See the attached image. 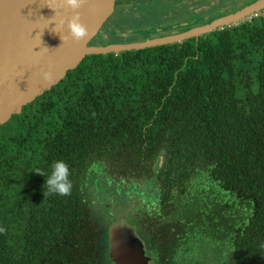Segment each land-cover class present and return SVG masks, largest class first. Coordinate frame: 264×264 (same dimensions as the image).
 I'll return each mask as SVG.
<instances>
[{"label":"trees","instance_id":"obj_1","mask_svg":"<svg viewBox=\"0 0 264 264\" xmlns=\"http://www.w3.org/2000/svg\"><path fill=\"white\" fill-rule=\"evenodd\" d=\"M192 38L90 54L0 126V264H89L95 192L163 254L190 225L264 264V13ZM60 159L71 194L44 198Z\"/></svg>","mask_w":264,"mask_h":264},{"label":"water","instance_id":"obj_2","mask_svg":"<svg viewBox=\"0 0 264 264\" xmlns=\"http://www.w3.org/2000/svg\"><path fill=\"white\" fill-rule=\"evenodd\" d=\"M117 0H85L79 9L88 36L81 42L62 38L67 34L61 19L72 13L61 0H0V126L19 114L24 106L50 90L83 60L94 53H118L124 50L181 42L217 28L236 24L246 16L264 9V0L239 4L232 10L209 17L199 24L174 27V32L146 34L141 41L112 43L108 21L116 12ZM50 7V8H49ZM56 9V13L53 9ZM51 67V79H42L41 70ZM163 155L159 157L160 170ZM109 258L112 264H152L145 254L134 226L117 217L107 228Z\"/></svg>","mask_w":264,"mask_h":264},{"label":"flooded vegetation","instance_id":"obj_3","mask_svg":"<svg viewBox=\"0 0 264 264\" xmlns=\"http://www.w3.org/2000/svg\"><path fill=\"white\" fill-rule=\"evenodd\" d=\"M254 1L256 0H117L116 12L113 15L117 17H115V21L110 23L107 31L109 37L115 43L141 41L147 33L142 34L141 31H151L153 28H160L153 31L152 34H161L164 30L172 33L174 32V27L194 23L201 24L209 17H215L226 9L232 10L239 4H250ZM263 13L264 9L246 16L244 19L250 21L254 16ZM110 20L108 23L111 22ZM159 20L160 23L154 25ZM137 22L144 26H136L133 29L128 27L130 24L135 25ZM205 35L202 34L192 39L196 42L199 38L205 37ZM98 197L99 194L95 192L93 196L95 204L101 203L102 205L99 213L94 210L97 215L99 214L96 225L99 238L97 239V249L94 251L92 258H90L89 264H112L109 258L107 228L115 216L119 217V215L126 218L134 226L144 252L152 264H232L233 262V252L224 241H217L203 229L192 230L190 225L183 226L182 224L178 227L180 229L183 226L181 231L182 233L184 231V235L180 238V243L166 249L163 254L159 241L152 239L150 236L156 229H144L140 223L133 221V218L127 216L130 207H133L135 203L130 202L123 213L117 209L116 211L111 209L112 216H108V208L104 205V202L98 201L100 198ZM145 204L146 202L141 209L148 210ZM130 212V214H133L132 211ZM160 214L162 215L161 212ZM148 229L149 231L147 232ZM76 254L77 258H73L74 263L79 261V254L77 252Z\"/></svg>","mask_w":264,"mask_h":264},{"label":"clouds","instance_id":"obj_4","mask_svg":"<svg viewBox=\"0 0 264 264\" xmlns=\"http://www.w3.org/2000/svg\"><path fill=\"white\" fill-rule=\"evenodd\" d=\"M85 0H61V6L66 10H70L72 15L65 19H61L60 26L63 28L66 25L67 34L64 38L60 36L62 42L65 39H71L74 42H81L88 36L87 27L81 22V13L79 9L83 6ZM50 8V7H49ZM53 9V8H52ZM56 13V9H53ZM40 75L43 80L49 81L51 79V67L47 70H41ZM44 175L42 172H37ZM71 171L69 165L63 159L55 160L51 164V171L45 180L44 198L49 195L68 196L71 194L72 181L69 178ZM6 229L0 227V233L5 232Z\"/></svg>","mask_w":264,"mask_h":264},{"label":"rangeland","instance_id":"obj_5","mask_svg":"<svg viewBox=\"0 0 264 264\" xmlns=\"http://www.w3.org/2000/svg\"><path fill=\"white\" fill-rule=\"evenodd\" d=\"M115 17H117V16H113L112 18H111V22H109L108 24H107V30H108V27L110 26V23H112L113 21H115L116 20V18ZM208 20V19H207ZM157 23L159 24L160 23V20L158 21V22H156V24H154V25H157ZM136 26H139V27H142V26H144L143 24H140V22H137L135 25H133V24H130V26H128V27H130V28H134V27H136ZM143 28H147V27H143ZM158 29H160V28H153L151 31H148V30H146V31H141V33L142 34H145L146 32V34H148V32L150 33V34H152V32L153 31H155V30H158ZM145 34V35H146ZM160 33H156V35H159ZM108 37H109V35H108ZM144 37H146V36H144ZM109 40L112 42V43H115L112 39H111V37H109ZM124 43V42H123Z\"/></svg>","mask_w":264,"mask_h":264}]
</instances>
